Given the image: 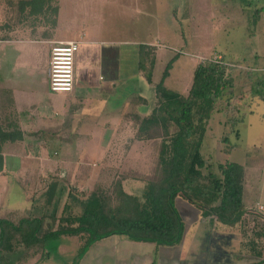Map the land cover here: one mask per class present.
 Here are the masks:
<instances>
[{"label": "rangeland", "instance_id": "obj_1", "mask_svg": "<svg viewBox=\"0 0 264 264\" xmlns=\"http://www.w3.org/2000/svg\"><path fill=\"white\" fill-rule=\"evenodd\" d=\"M49 1L56 9L55 15L49 9H44L40 14H21L11 0H2L0 38L8 37L9 32L13 31L12 26L17 27L12 39L24 35L26 38L49 37L57 23L58 33L65 38L78 36L81 29L88 32L93 24L101 26L104 31L119 35L126 42L152 46L147 67L155 78L154 86L160 81L168 62L178 54L179 59L165 85L183 94L189 92L194 69L200 62L218 60L240 66L233 72L228 71L235 79L234 88L226 90L224 97L218 100L207 124L202 152L208 163H213L216 173L217 165L224 161L245 166L247 179L244 202L247 219L239 222L236 230L228 231L242 238L245 236L241 249H245L246 241V244L254 245L263 252L264 208L260 205L264 207V99L259 97L264 94V9L260 15H257L256 10L264 7V0ZM86 38L89 39L88 36ZM132 46L134 44H130ZM16 49L17 45L13 48L0 45V86L7 83L11 64L9 58L18 55ZM82 52L86 53V50L82 48ZM129 56L130 59L139 57L137 54L132 56L131 51ZM128 63L126 72L129 76L134 74L136 68L141 70L139 59L137 64L133 65L132 61ZM139 71L136 74H140ZM251 71L252 78L248 79L247 74ZM47 78L45 71L36 73L31 85L33 93H30L29 101L25 100L28 104L38 105L37 109L31 111V115H34L32 122L23 127L32 133L27 135L28 139L25 137L26 140L23 138L12 142L8 149H1L0 215L15 222L26 216L27 211L34 210L30 215L43 216L46 210L49 212L52 208L45 205L52 181L65 187L58 212L60 218L65 201L73 206L65 215H79L82 212V206L74 198L69 199V192L78 200H86L91 193L98 191L109 196L115 205V182L121 181L129 193L141 195L148 181L159 179L161 171L156 165L161 130L153 129L147 135L151 137L147 138L150 140L134 145L138 143L135 137L138 136L139 124L146 117L143 111H150L157 103L154 87L149 89L146 107L140 105L142 97L139 89L134 92L130 90L127 101H123V108L125 102L128 105L126 117H113L109 119L110 124H103L98 119L80 117L72 120L66 117L63 96L70 93H61L56 97L57 94L49 90L47 94ZM130 84L133 88L137 85L133 80ZM247 91L248 98L237 102L244 116L236 127L239 132L237 135L231 128L233 113L227 102L235 98L236 94ZM55 97L58 103L52 101ZM121 104L115 110L118 113ZM60 120H63L62 124H59ZM225 138H228V142ZM17 144L22 145L19 148L21 150L13 147ZM25 146L31 150L25 149ZM231 146L234 148L230 151ZM11 148L15 151H11ZM205 172L208 173L207 170ZM191 179L193 183L185 191L189 201L202 204L207 209L218 203L219 195L213 189L211 180ZM26 195L31 197L34 204L31 210L26 209L30 205ZM176 205L180 213L187 212L188 208L178 203ZM24 207L25 210H22ZM251 208L257 209L256 212H251ZM198 209L203 212V208ZM187 224L185 232L190 227V223ZM59 226V221L45 220L46 230L58 229ZM209 227L200 229L207 230ZM218 236L221 235L218 233ZM117 237L102 239L84 255H80L78 250L83 243L82 238L63 236L48 244V255L45 257H42L40 246L28 252L18 249L17 256L22 257V260H15L14 264H155L157 259L152 257V248L158 249L160 262H165L167 256L175 252L169 250L162 254L160 252L165 245L148 241H132L128 244L124 243L127 242L124 239H119L121 235ZM220 246L225 245L214 244V248Z\"/></svg>", "mask_w": 264, "mask_h": 264}, {"label": "trees", "instance_id": "obj_2", "mask_svg": "<svg viewBox=\"0 0 264 264\" xmlns=\"http://www.w3.org/2000/svg\"><path fill=\"white\" fill-rule=\"evenodd\" d=\"M11 3L17 5L21 14H40L44 9H49L53 15L56 12L49 0H11ZM263 9L264 7L257 9V15H260ZM52 22L54 23L55 19ZM151 49V45L139 44V66L146 73L149 83H153L152 71L147 67ZM178 59L177 54L168 62L160 81L154 86L157 103L151 114L141 120L138 136L135 137L136 141L145 142L150 140L147 138L151 137L147 135L153 129L161 130L156 165L161 171L159 179L148 181L141 195L129 193L121 181L115 182V205L109 196L98 191L91 193L86 200H78L69 192V199L74 198L82 206V212L79 215H65L73 207L70 202L65 201L60 218L58 212L65 195V187L60 186L57 181H52L45 202V205L52 207L49 212L46 210L43 216H36L30 215L34 210L27 211L26 216H22L18 222L0 218V264L21 261L22 257L17 256L20 248L28 252L40 246L42 257H45L48 255V244L63 236L82 238L83 243L78 250L80 255H84L96 242L113 235H125L138 242L176 245L183 240L185 233V224L176 207V199H187L185 191L193 183L192 177L211 180L213 189L219 195L218 203L209 209L192 201L203 208V213L212 214L218 221L229 226L245 222V166L234 161H224L217 165L216 173L213 163H208L202 152L207 124L212 118L216 104L224 97L226 90L234 88L235 79L228 71L233 72L240 66L218 60L200 62L194 69L189 92L183 94L165 85ZM247 75L248 79H251L253 72ZM248 92L236 94L235 98L228 99L227 102L233 113L231 128L237 135L239 132L236 127L244 119L237 102L247 99ZM259 98L264 99V94ZM23 138L24 133L18 125L10 131L0 130V151L5 143ZM225 140L228 142V138ZM230 148L231 151L234 147ZM256 210L251 208L250 211ZM47 218L53 222L59 221V228L46 230L44 225ZM248 245L261 257L252 264H264V251L261 252L249 243Z\"/></svg>", "mask_w": 264, "mask_h": 264}, {"label": "crops", "instance_id": "obj_3", "mask_svg": "<svg viewBox=\"0 0 264 264\" xmlns=\"http://www.w3.org/2000/svg\"><path fill=\"white\" fill-rule=\"evenodd\" d=\"M0 4H2V0H0ZM57 26L58 23L52 29V35L49 37L26 38L24 35V37L17 39H12L17 30L16 26H12L13 31L9 32L8 37L0 38L1 46L8 45L13 48L17 45L16 51L18 52L15 58H12V55L10 56L9 61L11 64L8 80L5 86H0V130L10 131L18 125L24 133V140H26L28 134L32 133V131L24 130L23 127L32 122L34 115H31V111L37 109L38 105L28 104L26 101L30 99L29 95L32 92L31 85L34 83L32 81L34 75L45 71L48 77L50 49L55 41L73 40L79 42L74 90L63 96V112L67 113L66 117H71L72 120L74 118L78 120L80 117L86 120L98 119L102 120L101 123L103 124H110L109 119L113 117L121 119L122 116L126 117L128 105L125 102L127 106L124 105L123 108V101H127V94L130 90L134 92L135 89H139V95L142 97L140 105L146 107V101L149 99L147 97L150 93L149 89L154 87V84L149 83L144 72L138 68L130 76L126 72L129 61H132L133 65L138 63L139 57L130 59L129 52H132V56L135 54L138 56L139 43L126 42L119 35L108 33L103 30L104 27H96L94 24L90 26L88 32L81 29L78 36L65 38L58 33ZM87 36L89 39L86 38ZM130 44H134V46L130 47ZM82 48L86 50V53L82 52ZM138 71L140 74H136ZM154 79L153 77V82ZM131 80L137 84L134 88L130 84ZM46 81V91L49 94L48 78ZM58 95L62 94H57L56 97ZM56 97L52 100L54 103H58ZM120 103H122V106H120V112L118 113L115 110L119 108H117V105ZM121 109H123V113ZM152 109H149L148 112L143 111L145 112L144 116L150 115ZM61 121L63 120H60L59 124H62ZM136 142L138 143L134 145L138 146L139 141ZM11 143H5L2 151L8 149V145L10 147ZM20 146L22 145L17 144L13 147L21 150L19 149ZM15 149L11 148L10 150L15 151ZM25 149L31 150L30 147L26 146ZM2 151L0 155H2ZM132 151L134 150L132 149ZM140 166L142 167V164ZM25 194L23 195L25 196ZM27 200L30 203L26 208L28 210L32 206V199L27 196ZM177 203L188 208L187 212L179 213L184 224L190 223V227L184 233L183 240L180 243L174 246H163L160 252L162 254L169 250L175 251L172 255L167 256L165 262L158 260V249L154 250L152 248L154 251L152 257L155 256L157 259L155 264H252L261 259L260 256L256 255L254 249L246 247L248 245L246 241L244 244L245 249H241L245 236L242 238L239 234L228 231L229 229L236 230V226L225 225L218 221L214 215L201 212L195 203L193 204L186 198L178 197L176 199ZM22 210H25V207ZM18 211L20 212V210ZM21 215H23L22 211ZM0 216V218H7L4 215ZM209 219L211 222H209ZM196 226L197 229H195ZM208 226L210 227L207 230L200 229ZM218 233L221 236L216 237ZM117 236L120 235H113L108 238L114 239L118 238ZM119 239L127 241L124 243H132V240L130 241L125 235H121ZM214 244H224L225 246L214 248ZM231 245L233 246L231 247ZM199 257H203V259L200 260Z\"/></svg>", "mask_w": 264, "mask_h": 264}, {"label": "built area", "instance_id": "obj_4", "mask_svg": "<svg viewBox=\"0 0 264 264\" xmlns=\"http://www.w3.org/2000/svg\"><path fill=\"white\" fill-rule=\"evenodd\" d=\"M78 51L79 42L73 40L55 41L51 45L48 67V87L51 92L61 94L74 90Z\"/></svg>", "mask_w": 264, "mask_h": 264}]
</instances>
